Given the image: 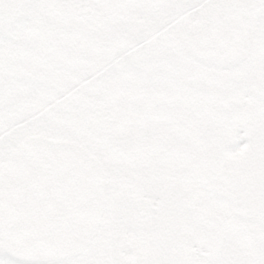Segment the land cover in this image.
Returning <instances> with one entry per match:
<instances>
[{
  "label": "snow or ice",
  "instance_id": "6c2138e0",
  "mask_svg": "<svg viewBox=\"0 0 264 264\" xmlns=\"http://www.w3.org/2000/svg\"><path fill=\"white\" fill-rule=\"evenodd\" d=\"M0 264H264V0H0Z\"/></svg>",
  "mask_w": 264,
  "mask_h": 264
}]
</instances>
